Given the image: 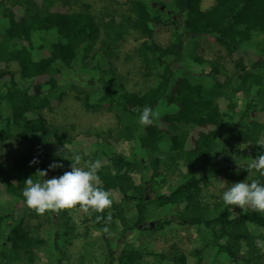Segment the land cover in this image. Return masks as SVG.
I'll return each instance as SVG.
<instances>
[{
  "label": "trees",
  "instance_id": "obj_1",
  "mask_svg": "<svg viewBox=\"0 0 264 264\" xmlns=\"http://www.w3.org/2000/svg\"><path fill=\"white\" fill-rule=\"evenodd\" d=\"M201 2L127 0L128 11L120 13L115 8L118 0H0V106L7 110L6 115L0 111V142L15 138L31 145L12 155L9 164H0V264H16L22 255L32 262L37 250L47 245L54 252V264H63L61 237L72 229L65 224L67 221L58 222V226L53 215L46 212L47 219L58 226L46 240L32 233L29 224L24 223L25 216L14 212L18 203L25 215L39 217L26 206L22 196L27 178L43 181L70 171L66 167L71 164L73 137L59 128L50 131L43 110L50 108L57 95L62 70L82 61L98 41L103 58H96L93 69L98 72L99 87L92 95L83 96V105L87 109H118L130 114L134 143L128 155L115 152L106 142L109 135L97 131L91 133L94 141L88 144L93 147L95 142L92 161H101V186L111 193L113 204L104 213H83L81 222L101 233L107 263L138 264L151 256L159 262L188 264L180 247L143 252L128 236L130 232L149 229L144 222L153 211L174 205H180L182 210L173 217L158 219L154 230L164 228L173 218L195 225L201 244L190 251L194 264H202L207 247L215 256H230V264H237L239 259L250 262L264 255V213L251 207L242 210L225 205L223 199L203 203L196 194L217 175L229 176L234 171L244 176L249 172V181L264 183V177L254 169L247 172L249 162L239 164L264 153L259 145L264 144V133L258 135L248 128L259 113L264 122V0H212L205 8ZM157 24L172 26L166 44L154 40ZM131 31L143 38L134 48V55L153 79L142 92L114 87L109 61H105L117 56ZM206 35L229 55L252 53L249 67L242 58L237 60V83L231 82L217 62L198 56L192 59L206 62L210 68L206 74L195 76L177 69L186 37ZM219 75H223L222 80ZM146 106L160 112L147 127L139 122ZM253 109L257 112L250 123ZM230 118H234L233 122ZM179 124L190 126L192 133L177 130ZM51 143L57 144L54 151L49 147ZM34 158L38 162L30 164ZM53 161L63 167L49 169ZM169 163H183L185 172H179L177 181L166 190L162 170ZM38 170H47V175L40 176ZM11 200L15 204L8 206ZM97 215L105 219L110 215L111 221L98 223ZM110 225L115 228L114 241L102 231ZM231 229L238 230L234 237Z\"/></svg>",
  "mask_w": 264,
  "mask_h": 264
},
{
  "label": "rangeland",
  "instance_id": "obj_2",
  "mask_svg": "<svg viewBox=\"0 0 264 264\" xmlns=\"http://www.w3.org/2000/svg\"><path fill=\"white\" fill-rule=\"evenodd\" d=\"M212 0H202L201 6L203 8L209 7ZM115 8L120 13H126L128 11L127 0H118V4ZM171 25H155L154 40L160 44H166L171 35ZM137 32L131 31L125 38L121 47L117 50L116 57H110L105 61L108 62L109 68L112 72L109 73L111 77V83L114 87L125 89L130 92H142L148 85L153 83L152 77L146 74V70L139 66V59L134 55V48L137 47L142 40ZM100 42H96L90 53L83 58L82 61L78 60L73 68L63 69V76L58 77V90L57 95L53 97L50 108L46 107L43 110V114L46 117L48 129L53 131L54 128H59L60 132L73 137L74 143L72 144L71 157L74 155H81L82 160L80 167H86L88 162H92L95 157L93 147H88L90 141H94L91 133L100 132L101 134H107L109 137L106 142L109 143V148L115 152H120L125 155L130 154L134 148V143L131 140L132 136V116L118 109H106V108H85L82 102V98L85 94L95 93L99 87L97 80L98 72L93 69V65L96 58H103L99 51ZM94 51H97L96 57H91ZM198 56L201 60L215 61L219 64L224 74H226L233 84L237 83L238 66L237 60L242 58L246 67H249L253 55L249 51L234 55L226 53L224 48L219 45L211 36H199L194 39L186 37L184 46L183 58L177 63V69L183 71H190L195 76L206 74L210 68L205 61H198L192 59V57ZM84 63V64H83ZM101 63H105L101 61ZM110 63V64H109ZM261 74L264 76V68L261 70ZM219 80H222L223 75L217 76ZM200 79V78H197ZM0 111L6 115L7 110L4 105L0 106ZM262 114L259 113L255 123L251 124V128L258 132L262 128L263 120ZM233 122L234 118H230ZM262 121V122H261ZM185 129L192 133L193 129L190 126L179 124L177 130ZM264 133V130H260ZM96 141V140H95ZM99 144L101 141H98ZM97 142V143H98ZM30 143L22 141L20 139H8L4 142H0V164L7 165L10 163L12 155H15L26 148H30ZM52 151L57 147L56 143L49 145ZM234 147L231 142V148ZM242 150L245 152V145ZM166 155V152L164 153ZM170 154V153H169ZM171 155V154H170ZM250 163L251 161L242 160L239 164ZM170 164V163H169ZM69 164L66 168L71 170ZM183 163H176V165L170 164L162 171L164 174V187H169L174 184L178 177L179 172L184 173L185 170ZM235 168V167H234ZM244 176L243 174L236 173L234 171L229 176L217 175L215 181L207 186H202L199 191L196 192L200 202L213 203L218 199H222L224 191L232 186L233 183L240 181L250 182L251 176ZM137 176V175H136ZM15 204L13 200L7 201V205ZM18 203L15 207L14 215L25 216V222L29 224L32 233L45 238L46 240L52 235V231L56 230L63 221H67L65 224L72 229L69 230L67 235L61 237V250L63 253V264H108L107 253L104 240L101 238V233L92 228L88 224L81 222L83 212L77 206L76 208L66 211L65 214H56L50 212L53 215L55 221L52 223L50 219H47L45 215H39V217H28ZM182 210L180 205L167 206L166 208H159L151 213L148 219L144 222L146 227L149 225V229H145L143 232H130L129 237H132L133 243L136 248L143 252L152 251L159 252L170 248V246L180 247L187 256L188 264H194L195 259L191 255L190 251L197 248L201 244V234L195 225H191L186 221L173 218V220L167 224L164 228L154 230L155 222L161 217L166 216L173 217L175 212ZM57 227V228H56ZM109 233H106L107 239L114 241L115 228L108 226ZM256 231V230H254ZM230 233L234 237L238 233V230L231 229ZM119 249V246H118ZM189 252V253H188ZM16 264H54V252L50 251L48 245L46 247L41 246L37 250L36 256L32 262H27V259L22 257ZM232 259L230 256L220 254L214 255L213 249L207 247L203 251L202 264H230ZM237 264H262L264 263V255L259 256L258 259L250 262H245L241 259L237 260ZM138 264H169V261L159 262L153 257L143 259Z\"/></svg>",
  "mask_w": 264,
  "mask_h": 264
},
{
  "label": "clouds",
  "instance_id": "obj_3",
  "mask_svg": "<svg viewBox=\"0 0 264 264\" xmlns=\"http://www.w3.org/2000/svg\"><path fill=\"white\" fill-rule=\"evenodd\" d=\"M160 116V112L154 111L151 107H144L139 115V122L143 126H150L155 119ZM264 148V144H259ZM81 155H74L71 159L70 171H65L60 176H52L43 181H33L30 177L25 180V188L22 192L26 206L35 211L37 215H44L46 212L58 214L63 210H70L77 206L86 215L104 213L113 204L111 193L101 186L98 170L101 168V161L88 162L86 167H80ZM34 158L30 164L37 163ZM63 164L53 161L49 164V169L62 168ZM255 170L264 177V153L255 157L246 168ZM39 175L45 177L47 170H38ZM222 199L225 205L238 206L240 209L251 207L253 211L264 213V183L260 180L252 179L250 182L243 180L233 183L230 188L224 191ZM111 221L109 215L106 219L102 215L96 216V221ZM103 232L109 233L105 226ZM110 234V233H109Z\"/></svg>",
  "mask_w": 264,
  "mask_h": 264
},
{
  "label": "flooded vegetation",
  "instance_id": "obj_4",
  "mask_svg": "<svg viewBox=\"0 0 264 264\" xmlns=\"http://www.w3.org/2000/svg\"><path fill=\"white\" fill-rule=\"evenodd\" d=\"M256 112H257V111H256L255 109L251 110V112H250V117H249V119H248L250 123L253 121ZM248 128H249L250 130H253V129L251 128V125H249ZM260 130H264V122H263L262 128L259 129V131L257 132V134L261 133ZM253 131H254V130H253ZM228 164H230L231 168L234 167V164H232V163H228ZM7 264H8V263H7Z\"/></svg>",
  "mask_w": 264,
  "mask_h": 264
}]
</instances>
